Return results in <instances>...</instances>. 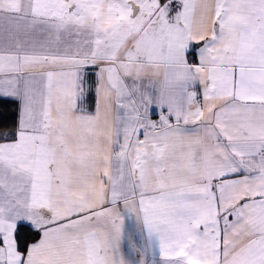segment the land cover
I'll list each match as a JSON object with an SVG mask.
<instances>
[{"label": "snow or ice", "instance_id": "6c2138e0", "mask_svg": "<svg viewBox=\"0 0 264 264\" xmlns=\"http://www.w3.org/2000/svg\"><path fill=\"white\" fill-rule=\"evenodd\" d=\"M0 264H264V0H0Z\"/></svg>", "mask_w": 264, "mask_h": 264}, {"label": "trees", "instance_id": "16d2710c", "mask_svg": "<svg viewBox=\"0 0 264 264\" xmlns=\"http://www.w3.org/2000/svg\"><path fill=\"white\" fill-rule=\"evenodd\" d=\"M17 105L10 100L0 99V130H10L15 125Z\"/></svg>", "mask_w": 264, "mask_h": 264}, {"label": "crops", "instance_id": "0c3cea01", "mask_svg": "<svg viewBox=\"0 0 264 264\" xmlns=\"http://www.w3.org/2000/svg\"><path fill=\"white\" fill-rule=\"evenodd\" d=\"M6 100H8V99H6Z\"/></svg>", "mask_w": 264, "mask_h": 264}]
</instances>
